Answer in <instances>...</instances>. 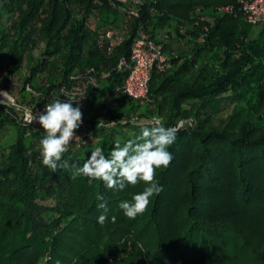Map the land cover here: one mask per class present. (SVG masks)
Masks as SVG:
<instances>
[{
	"label": "trees",
	"instance_id": "trees-1",
	"mask_svg": "<svg viewBox=\"0 0 264 264\" xmlns=\"http://www.w3.org/2000/svg\"><path fill=\"white\" fill-rule=\"evenodd\" d=\"M185 1L142 0L139 17L128 18L109 0H0V85L9 89L23 71L22 91H32L22 102L39 106L82 93L76 133L89 134L70 142L62 158L69 168L52 173L40 156L42 128L0 103V264L220 263L244 234L235 217L205 208L241 200L244 213H264V24L255 32L237 0H213L199 3L207 25L196 26L190 11L177 9ZM111 27L129 36L108 51ZM139 29L163 44L169 65L153 70L147 98L136 100L122 93L128 70L118 64L130 58ZM226 101L232 109L222 118ZM156 118L168 127L186 121L168 149L170 165L157 170L163 190L125 220L124 248L106 254L97 243V197L109 216L143 184L108 189L71 164L82 166L96 147L110 156ZM253 251L264 261V246Z\"/></svg>",
	"mask_w": 264,
	"mask_h": 264
},
{
	"label": "clouds",
	"instance_id": "clouds-1",
	"mask_svg": "<svg viewBox=\"0 0 264 264\" xmlns=\"http://www.w3.org/2000/svg\"><path fill=\"white\" fill-rule=\"evenodd\" d=\"M62 94L69 95L63 90ZM26 120L29 124H39L45 133L39 142L43 166L52 173L69 168V162L62 161V158L83 122L79 103L72 99H54L45 104L44 110L39 113L28 111ZM185 123L181 120L175 126L168 127L156 118L151 121L150 127L142 129L139 136L128 140L123 146L115 144L110 156H106L101 147H96L82 166L73 163L71 167L75 175L88 177L90 184L102 181L108 189L123 190L127 185L143 184L141 192L119 204L127 218L135 219L147 210L151 199L163 190L157 180V170L170 165L173 155L168 149ZM97 199L101 201L97 208L102 210L97 222L103 225L108 219V207L102 202L103 196ZM115 220L116 217L112 216L111 221L114 223Z\"/></svg>",
	"mask_w": 264,
	"mask_h": 264
},
{
	"label": "rangeland",
	"instance_id": "rangeland-1",
	"mask_svg": "<svg viewBox=\"0 0 264 264\" xmlns=\"http://www.w3.org/2000/svg\"><path fill=\"white\" fill-rule=\"evenodd\" d=\"M213 0H186L184 6L178 7V11H180V14H185V12L188 10L194 17V20L191 21V23L196 24V26H205L207 25V19L203 16H198L197 14L202 13V6L199 4L201 2H207L210 3ZM193 3V5H191ZM194 6V7H193ZM196 7V8H195ZM194 10H193V9ZM220 9H218L219 12ZM220 13V12H219ZM244 19V17H243ZM181 24L173 23L171 29H174L175 26H180ZM206 28V27H205ZM261 28V25L253 27V31L257 32ZM207 30V29H206ZM165 31H163L164 33ZM178 43L174 42L173 47H178ZM181 47H184V45H181ZM179 46V47H180ZM177 52V51H176ZM167 55H169L167 53ZM2 70H0L1 72ZM24 74L22 71L17 77L13 78V80L9 83V89H5L3 87V83L5 81H2V84L0 85V99L5 100L9 99V97L14 98L20 106L22 107H31V106H39L36 104H28L23 103V100H30L29 93L32 91L31 88L28 86L26 87L25 91H22L21 88V81H19V77H21ZM19 81V83H17ZM9 96H7V95ZM4 104V103H3ZM232 104L230 102H224L222 109L219 113V117L225 118L231 113ZM185 175V174H184ZM184 177V176H183ZM140 186V184H138ZM144 187V185H143ZM142 187V190H143ZM241 200H239L237 203H229L226 206H222L219 209V211L213 210L215 206L213 207H206L205 211L203 213L207 215H211L214 217L218 216H229V217H235L238 220L239 227L243 231V236L239 237L237 241L235 242L233 248L227 252V259L223 262L216 263L211 262L210 264H264L263 259H259L256 255V253L253 251V248L255 250H258L264 246V213L261 214H254L255 212L251 211V209H248V212L244 213V210L241 209ZM261 205H264L262 203ZM264 210V207H263ZM115 216L116 220L113 223L111 221V217ZM128 218L123 214V211L120 208H117L115 211H113L109 216L106 222L101 226V232L100 237L97 241L98 245L100 246V249L106 254H109L112 250L115 252H119L124 248V245L122 243V240H124L126 237H128V225L125 220ZM180 220V218H179ZM145 222V221H144ZM175 227L176 225H172ZM150 243V241H149ZM250 245V248H247L246 246ZM137 250L136 248L130 247L127 249V251H133ZM141 251V250H140ZM137 252L134 251L133 255H136ZM1 263V262H0ZM129 262L126 261L124 264H128Z\"/></svg>",
	"mask_w": 264,
	"mask_h": 264
},
{
	"label": "built area",
	"instance_id": "built-area-1",
	"mask_svg": "<svg viewBox=\"0 0 264 264\" xmlns=\"http://www.w3.org/2000/svg\"><path fill=\"white\" fill-rule=\"evenodd\" d=\"M109 1L112 2L113 6L120 8L126 17H139L138 7L142 5V0ZM237 4L247 23L253 26L264 24V0H237ZM225 10L231 11L232 9L227 7ZM91 22L94 24L95 20L92 19ZM128 34L126 28L120 29L111 27L107 30L103 37V40H105L104 42L108 44L107 50L111 51L116 44L123 42L126 37L129 36ZM168 65L169 56L164 52L163 44L156 43L154 40L150 39L142 29H139L131 46L130 58H122L118 64L120 70H128V74L124 79L121 89L122 93L136 100L147 98L153 70L157 69L162 71ZM70 99L78 103H83L85 97L82 93L72 92L70 93ZM0 103L14 106L21 113L23 122L26 124H29L26 120V113L28 111H33L34 114L39 113L44 110L45 106L22 107L12 97L5 100L0 99ZM30 125L35 126L37 123L33 122ZM87 136H89V134L76 133L72 141L80 142Z\"/></svg>",
	"mask_w": 264,
	"mask_h": 264
}]
</instances>
